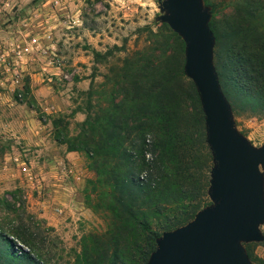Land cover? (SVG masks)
<instances>
[{
  "label": "rangeland",
  "instance_id": "374dc122",
  "mask_svg": "<svg viewBox=\"0 0 264 264\" xmlns=\"http://www.w3.org/2000/svg\"><path fill=\"white\" fill-rule=\"evenodd\" d=\"M208 1L215 4L209 19L218 37L213 64L218 57L216 65L222 67L235 42L231 32L238 26L239 13L234 9L241 0ZM158 14L157 0H0V228L23 248L27 249L26 244L11 235L6 223L17 216L41 224L52 240L51 253L61 255L58 264L71 260L68 253L78 249L83 232L105 227L103 211L92 207L96 175L90 158L56 141L51 123L62 116L64 122L57 124V130L76 134L85 117L90 85L98 93L113 89L115 104L127 100L118 89L122 81L137 95L148 85L149 73L160 72L153 74V91L139 101L157 109L166 132L173 133L175 125L187 118L199 151L198 164L201 169L211 164L192 81L185 74L180 76L178 94L170 93L172 105L164 103V90H158L164 83H173V72H179L183 62L181 37L169 26L172 32L167 30ZM258 25L264 26L263 17ZM221 70L235 126L252 144L264 143V105L233 87L230 71L224 66ZM129 72L137 74L134 82L129 81ZM113 77L118 78L117 84L109 82ZM96 101L93 96L91 103ZM101 105L107 104L101 101L93 110ZM151 139L146 134L145 145ZM153 155L149 149L144 152L146 160ZM147 171L144 167L138 175ZM259 228L264 235V219ZM243 245L253 264H264V238Z\"/></svg>",
  "mask_w": 264,
  "mask_h": 264
},
{
  "label": "trees",
  "instance_id": "16d2710c",
  "mask_svg": "<svg viewBox=\"0 0 264 264\" xmlns=\"http://www.w3.org/2000/svg\"><path fill=\"white\" fill-rule=\"evenodd\" d=\"M204 2L210 5L209 11L213 14L215 4ZM236 8L238 26L231 32L235 42L226 64L217 67L219 58L216 57L214 67L222 91L219 76L224 66L230 71L233 87L264 105V26L258 25L264 19V0H241ZM208 26L216 41L217 29L211 19ZM178 71L173 72L175 77L170 86L164 83V87L158 88L164 90L165 104L172 105L170 93L178 94L181 88L183 62L179 63ZM153 74L160 72L149 73L148 85L137 91L138 96L128 91L127 83L122 81L118 89L127 100L115 104L113 89L106 87L98 93L90 85L86 91L85 117L78 123L76 134L57 130V124L64 122L62 116L51 120L56 141L64 143L67 150L83 151L90 158V167L96 175L92 183L96 200L92 207L103 211L105 219L102 231L88 230L80 235L78 249L72 248L68 253L71 260L67 259V264H143L155 246V238L163 230L184 223L209 202L206 187L210 164L202 169L198 164L199 151L190 136L187 118L175 125L173 133L166 132L157 109L150 108L149 103L145 107L139 101H142L141 95L149 96L153 91L154 86L150 84L156 76ZM129 75V81L134 82L137 74L129 72ZM109 82L117 84L118 78L113 77ZM192 83L193 101L199 116L203 117L198 92ZM93 96L97 100L94 104L91 103ZM101 101L107 105L93 110ZM177 105L180 106L179 101ZM146 134L152 138L149 146L145 145ZM146 149L154 154L149 160L144 158ZM144 167L148 168L147 173L138 175ZM6 223L11 235L24 242L27 249L0 228V264H58L61 255L51 253L52 240L38 221L17 216ZM246 252L253 261L247 249Z\"/></svg>",
  "mask_w": 264,
  "mask_h": 264
},
{
  "label": "water",
  "instance_id": "95a60500",
  "mask_svg": "<svg viewBox=\"0 0 264 264\" xmlns=\"http://www.w3.org/2000/svg\"><path fill=\"white\" fill-rule=\"evenodd\" d=\"M157 19L183 41V72L203 114L211 164L209 202L184 223L163 230L143 264H253L243 242L260 241L264 219V143L237 129L213 64L214 35L204 0H157Z\"/></svg>",
  "mask_w": 264,
  "mask_h": 264
},
{
  "label": "crops",
  "instance_id": "0c3cea01",
  "mask_svg": "<svg viewBox=\"0 0 264 264\" xmlns=\"http://www.w3.org/2000/svg\"><path fill=\"white\" fill-rule=\"evenodd\" d=\"M70 151L67 152V155H72L71 153H69ZM264 174V173H263Z\"/></svg>",
  "mask_w": 264,
  "mask_h": 264
}]
</instances>
